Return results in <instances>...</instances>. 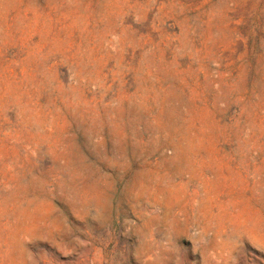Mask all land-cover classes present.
<instances>
[{
  "label": "rangeland",
  "instance_id": "1",
  "mask_svg": "<svg viewBox=\"0 0 264 264\" xmlns=\"http://www.w3.org/2000/svg\"><path fill=\"white\" fill-rule=\"evenodd\" d=\"M0 264H264V0H0Z\"/></svg>",
  "mask_w": 264,
  "mask_h": 264
}]
</instances>
